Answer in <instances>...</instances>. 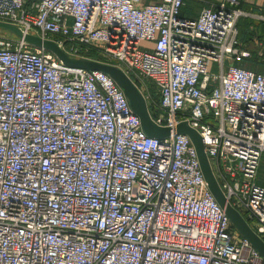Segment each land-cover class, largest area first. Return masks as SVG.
<instances>
[{"label": "built area", "instance_id": "2783aa9c", "mask_svg": "<svg viewBox=\"0 0 264 264\" xmlns=\"http://www.w3.org/2000/svg\"><path fill=\"white\" fill-rule=\"evenodd\" d=\"M241 2L258 0H211L188 19L185 0H0V22L112 62L157 126L187 122L264 242V73L235 65L250 56L239 48ZM0 264L264 259L209 192L186 135L147 137L104 73L0 39Z\"/></svg>", "mask_w": 264, "mask_h": 264}, {"label": "water", "instance_id": "95a60500", "mask_svg": "<svg viewBox=\"0 0 264 264\" xmlns=\"http://www.w3.org/2000/svg\"><path fill=\"white\" fill-rule=\"evenodd\" d=\"M0 39L21 42L35 49H41L54 55L66 67L92 72L97 71L107 75L122 91L129 108L138 117L141 129L149 138L166 139L171 134L186 135L193 145L200 171L207 188L217 204L223 209L231 225L246 239L264 259V242L248 226L242 215L227 201L222 189L211 170L210 163L204 151L200 135L187 122H180L172 129L157 126L151 119L143 96L135 88L131 80L117 66L70 56L63 48L53 41L42 40L38 35L25 32L22 28L0 22Z\"/></svg>", "mask_w": 264, "mask_h": 264}, {"label": "trees", "instance_id": "16d2710c", "mask_svg": "<svg viewBox=\"0 0 264 264\" xmlns=\"http://www.w3.org/2000/svg\"><path fill=\"white\" fill-rule=\"evenodd\" d=\"M246 4L244 2H241L240 9L242 8L245 9ZM183 10L184 7L182 8L180 14L182 17H183L182 15ZM236 28L238 31L239 48L241 50H247L250 53V56L248 58L241 59L240 61L236 62L235 65L240 63L239 65L243 69L252 71L254 73H264V53H262L261 56H258V51L260 50L253 43V40L257 41L263 46L262 51L264 50V22L263 21L256 22L249 18H240L237 21ZM89 59L113 65L112 62L110 63L106 60L97 58L93 53L89 54ZM152 96L157 101L155 94ZM262 160H263V156L259 165L257 177L259 176V171L262 166Z\"/></svg>", "mask_w": 264, "mask_h": 264}, {"label": "crops", "instance_id": "0c3cea01", "mask_svg": "<svg viewBox=\"0 0 264 264\" xmlns=\"http://www.w3.org/2000/svg\"><path fill=\"white\" fill-rule=\"evenodd\" d=\"M209 1H211V0H185L184 9H186V10L182 11L183 17L188 18V19L197 18L200 10L203 7H205L206 3ZM244 3L246 4L247 2H244ZM242 10L248 14L247 17H242V18H249V19H252L256 22L263 21V20L259 19V17H264V0H258V2L255 4L247 3L245 9L242 8ZM253 43L260 50V51H258V56H261L262 53H264V50L262 51L263 46L255 40H253ZM245 51H247V50H245Z\"/></svg>", "mask_w": 264, "mask_h": 264}, {"label": "rangeland", "instance_id": "374dc122", "mask_svg": "<svg viewBox=\"0 0 264 264\" xmlns=\"http://www.w3.org/2000/svg\"><path fill=\"white\" fill-rule=\"evenodd\" d=\"M147 1H149V0H147ZM186 9H184L183 11H185ZM145 45H147V44H143L142 45V47H145ZM240 64V63H239ZM239 64H236L237 66H239L240 68H241V66L239 65ZM218 65L217 64H214L212 67H211V69H210V71L212 72V73H218L219 71H218ZM257 181H256V184L258 185V186H261V187H263L264 188V154H263V160H262V166H261V168H260V171H259V176L257 177V179H256ZM242 215H243V213L242 212H240ZM248 225L250 226V228L252 229L253 228V226H254V223L253 222H248ZM238 231H236V234L238 235L239 234V232L237 233ZM240 235V234H239ZM241 236V235H240Z\"/></svg>", "mask_w": 264, "mask_h": 264}]
</instances>
